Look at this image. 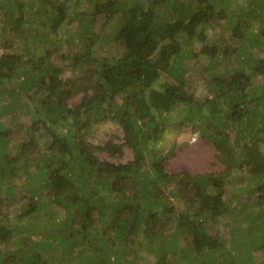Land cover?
<instances>
[{
  "label": "trees",
  "instance_id": "obj_1",
  "mask_svg": "<svg viewBox=\"0 0 264 264\" xmlns=\"http://www.w3.org/2000/svg\"><path fill=\"white\" fill-rule=\"evenodd\" d=\"M6 3L7 25L21 23L24 14L53 24L47 32L29 30L35 43L51 37L62 42L59 29L72 26L65 40L77 53L61 58L71 60L69 76L54 62L55 51L25 59L9 44L0 55V118L11 115L8 120L16 121L21 108L31 115L15 160H8L7 152L19 135L0 119V210L23 201L18 222L32 220L26 227L0 220V264H137L139 246L158 258L157 264H166V252L176 255L175 264H264V256H255L264 246V0L244 6L240 0ZM235 5L230 29L248 47L238 65L224 73L209 65L213 97L198 100L185 90L183 61L222 55L208 32ZM109 24L113 28L106 34ZM102 41L116 42L122 55L98 54L94 48ZM165 77L174 84L162 83ZM106 123L123 131L122 143L92 141ZM232 128L230 144L224 131ZM185 130L213 144L227 164L226 174L241 171L249 190L257 192L263 211L248 213L247 224L232 230L231 241L216 227L228 212L223 177L173 175L166 169L167 156L178 148L169 141ZM110 149L121 155L129 149L134 159L100 161L98 152ZM23 176L33 185L28 202L15 194L14 182ZM57 206L66 212L63 221L52 218ZM32 235L41 239L31 241ZM13 236L19 247L7 250L3 244ZM184 237L190 241L182 246L178 239ZM61 248L60 256L44 257Z\"/></svg>",
  "mask_w": 264,
  "mask_h": 264
},
{
  "label": "rangeland",
  "instance_id": "obj_2",
  "mask_svg": "<svg viewBox=\"0 0 264 264\" xmlns=\"http://www.w3.org/2000/svg\"><path fill=\"white\" fill-rule=\"evenodd\" d=\"M40 1L41 0H35L36 5H38ZM62 1L63 0H61V3ZM240 1L241 5H247L248 0ZM6 2L7 0H0V55L5 51L6 46H8L9 44H12V47H14L19 54H22L25 59H30V54L33 56V54L36 53V56H39L45 51H55L53 52L54 62L57 64H61L67 70V76H69L72 73L71 60L63 62L61 58L67 53H77V51H74L76 49L75 44L72 41L69 43L65 40L69 32L72 30V26H62L59 29L60 35L64 38L62 39V42H60L57 37H51L49 38V41L45 42L43 45L39 44L38 42L35 43L34 38H31L29 36V30L32 29L35 33L43 31L47 32L51 30L53 24L51 22H47L44 26L40 23H37V21H35L31 15L24 14L25 18H23V21L21 23L14 21L12 24L7 25L4 20L5 18H3L4 11L7 8ZM237 8L238 6L235 5L231 9L227 10L226 19L219 20L220 24L215 28H211L208 32L209 37H211L212 40L216 41V46H218L222 51V55L220 54L217 59L213 61H210L209 59L207 60L205 58H200L199 60L185 59L183 61V65L187 69L185 90L188 94L193 95L198 100L203 101L205 99H211L213 97V95L209 93L208 84V80L210 78L208 71H211L210 67L212 65H215L213 66L215 69L214 72L224 73L227 68L235 67L238 65L237 63L239 56L242 55L244 47H248V42H242L241 44L238 43L236 41V38H234V36H236L235 30L230 29L229 20L232 18L231 16ZM16 17H19V14H17ZM28 19H32V21H29L28 23ZM15 23H18V26H15ZM6 26L7 28H5ZM74 28L75 27H73V29ZM112 28L113 27L109 24L106 30V34H110ZM257 29L258 25L252 28V32L256 33ZM96 30H100V27L98 25L96 26ZM17 33H21V35H17ZM247 35H249V32L247 33ZM94 49L97 50L96 52L98 54L104 57L113 55L119 57L123 53V48L118 47L117 43L114 41H102L101 43L99 42L98 46ZM198 49L199 48H196V51H198ZM254 52H256L258 56H263V53L261 51H258V49H255ZM260 80L261 78H259L258 81H255V84L260 83ZM161 82H169L172 85L174 84L168 77L161 79ZM24 102L25 100H22V103ZM24 110L25 108H21V110L18 111L22 114L20 115V113H18V119L16 121L14 119L8 120L11 118V115H5L0 118L1 121H4L5 124L9 126L16 135H19L13 137V143L10 142L7 152L8 160H15L18 158L16 146L25 137L24 126L29 125L31 122V115L26 114ZM17 124H23V129L19 130V133H16ZM232 129L234 130L224 131L225 133H230L231 135L230 144H232L234 141L235 128ZM114 135H117L118 139L114 138ZM123 136V131L116 125L106 123L96 131L92 141L95 144H100L106 143L110 140H114V144H119L123 142ZM169 142L178 145V148L175 150V154L171 156L168 155L165 161L166 169L170 174L176 175L183 172H187L189 174H210L217 177H223V179L226 181L224 190L225 200L228 203V212L225 216L218 220L219 222L217 223L216 227H219L222 233L225 234L231 241L233 237L232 230L234 228H237L239 225L246 223L248 213L263 211L260 208L261 206L257 205L255 199L257 192H252L251 190H249L250 186H246V182L242 180L243 173L241 171L237 170L226 174V172L229 171L227 169L226 162L221 161V159L218 158V151L215 146L210 142L205 141L202 137H200V135L191 133L190 130H185V132L172 138ZM261 149V151L264 153V143L261 144ZM113 154L115 153L110 149L104 152H98L97 156L102 162H110L114 164H125L134 159V153L129 149H125L123 155H121L120 153H116L115 155ZM35 169L36 168L34 167L32 171L35 172ZM25 177L26 176H23L14 182V185L16 187L15 194L18 198L22 197L28 202L29 198L27 197L31 195V190L29 189L33 185L31 186L30 184L28 186V183H26L25 181ZM208 190L212 193L216 191L211 187H209ZM22 202L18 203L17 205L10 206H7L8 204H5V206L1 208L0 220H3L2 223H5V225H9L6 223L12 222L21 226L24 225L25 227L29 226L32 223V220L30 221V218L18 222V217L21 216V211L23 209ZM51 205L52 203H50V206ZM52 211V218L55 217L59 221L65 220V210L57 206L53 207ZM93 214L94 218H97L96 214ZM40 221L41 223L46 222L44 220V217H42ZM8 239L9 240H7L5 244H3V247H5L7 250H17L19 246H17L15 239L18 238L13 236L9 237ZM40 239L41 238L39 236L32 235L30 240L36 242ZM178 240L180 245L185 246V243H188V241H190V238L184 237L183 239ZM61 250L62 248L59 249V251H46L44 257H50L53 253L55 257H58L61 254ZM75 250H79V247H76ZM129 251L132 250L129 249ZM138 251L142 258L137 261V264H157L158 258H156L152 254L146 253L143 246H139ZM255 256L258 259L263 258L264 246L261 250L255 252ZM176 260V255H172L170 252H166V264H175ZM75 264L79 263H77L76 261Z\"/></svg>",
  "mask_w": 264,
  "mask_h": 264
}]
</instances>
